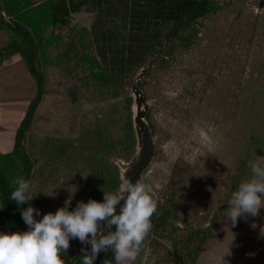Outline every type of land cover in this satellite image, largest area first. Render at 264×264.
<instances>
[{"label": "rangeland", "instance_id": "rangeland-1", "mask_svg": "<svg viewBox=\"0 0 264 264\" xmlns=\"http://www.w3.org/2000/svg\"><path fill=\"white\" fill-rule=\"evenodd\" d=\"M127 22L122 9L85 4L64 24L29 31L37 45L50 33L58 39L43 51L25 44L20 64L0 69L3 174L32 182L37 219L69 200L70 210L102 201L142 166L134 117L143 112L152 152L135 181L153 185L158 208L142 251L125 264H264V208L234 226L223 216L251 176L249 160L264 158V0H207L202 14L177 26L151 24L140 32L150 34L142 59L109 67L99 49L106 38L126 41ZM10 44L5 50L15 51ZM82 53L102 63L99 78ZM30 67L43 73L41 95L17 157L16 128L37 95ZM78 243L70 241V264H82Z\"/></svg>", "mask_w": 264, "mask_h": 264}, {"label": "clouds", "instance_id": "clouds-1", "mask_svg": "<svg viewBox=\"0 0 264 264\" xmlns=\"http://www.w3.org/2000/svg\"><path fill=\"white\" fill-rule=\"evenodd\" d=\"M248 167L250 178L242 181L226 201L223 216L233 226L242 216L256 217L264 208V158L254 157ZM9 187L13 189L11 200L20 206L28 204L21 212L28 229L0 232V264H67L73 239L91 245L90 250L82 249V264H95L98 256L109 250L115 264L134 262L152 231V217L158 208L153 185L140 179L125 180L117 193L104 191L102 201H80L70 210L69 200L37 219L40 210L30 203L36 196L32 182L21 176L10 180ZM104 264H110L109 260ZM222 264L227 262L223 259Z\"/></svg>", "mask_w": 264, "mask_h": 264}, {"label": "trees", "instance_id": "trees-1", "mask_svg": "<svg viewBox=\"0 0 264 264\" xmlns=\"http://www.w3.org/2000/svg\"><path fill=\"white\" fill-rule=\"evenodd\" d=\"M0 1L5 8H0V25L6 30L11 31L10 39L7 44L11 42L14 47L13 50H15L14 52L20 53L21 58H23L21 47H24L25 44L29 46L28 49L31 51H34L36 48H40V51H43L49 42H56L58 39L55 35L50 33L46 39L42 40L40 44L37 45L34 38L30 36L29 31L34 32L35 36L37 33H43L48 25L57 26L64 24L71 12L78 10L85 4H91L95 7L98 5L101 10H108L112 7H116L119 10L122 9V11L128 15L126 41H121V44H113L111 40L109 41L108 38H106L104 41L102 40L103 46L99 49L100 59L106 63L108 62L110 64L109 67L114 66L113 64L116 62L118 63L117 65L128 67L138 63L142 59L143 51L150 39V34H140L143 29H147L151 24L173 23L177 26L188 17L202 14L207 3V0H41L36 4L31 3L30 0ZM111 1L116 4L111 5ZM81 31L82 33L87 32L86 28H82ZM135 31H138L137 34H134ZM146 32L148 33V31ZM154 35L157 39L158 33L155 32ZM6 48L7 46H5V49ZM78 59L87 62L90 71L98 68L92 73V76L99 78V72L103 67L98 58L82 53L78 56ZM30 71L38 87L37 95L16 128V143L14 145V150L16 152L12 155L15 154L17 157L21 153V150L18 149L17 138L21 136V132L28 128L33 114V108L41 95L43 73L40 70H34L33 67L32 69L30 67ZM140 100L141 98H138V101ZM143 115V112L140 111L136 114L139 118L143 117ZM137 124L142 140L139 163L143 166L149 160L152 151L148 147V138L146 135L142 134L144 131L141 128V121L139 119ZM116 186L117 178L115 177L114 187ZM12 190L13 189L9 187L8 179L5 177L0 167V225H7L11 228L26 231L28 225L21 218V212L27 205L20 206L15 201L11 200L10 195ZM84 248L90 250L91 245L78 243L79 253L75 262L82 260V249ZM66 259L67 264H70L68 258ZM105 260H109L110 264H115L114 254L110 250L103 255L100 264H104Z\"/></svg>", "mask_w": 264, "mask_h": 264}, {"label": "crops", "instance_id": "crops-1", "mask_svg": "<svg viewBox=\"0 0 264 264\" xmlns=\"http://www.w3.org/2000/svg\"><path fill=\"white\" fill-rule=\"evenodd\" d=\"M0 32H3L0 36V69L7 66L8 64H10V65L20 64L22 59H21V56L19 53L14 52V51L5 50V46L8 42V40L10 39L11 34H8L7 33L8 30H6L2 25H0ZM3 78H4V76L3 77L1 76V70H0V83L3 80ZM29 79H30V82H29L30 86H32L33 82H34L33 78L31 77ZM1 133L3 134L6 132H1Z\"/></svg>", "mask_w": 264, "mask_h": 264}, {"label": "water", "instance_id": "water-1", "mask_svg": "<svg viewBox=\"0 0 264 264\" xmlns=\"http://www.w3.org/2000/svg\"><path fill=\"white\" fill-rule=\"evenodd\" d=\"M143 71H145V70H143ZM142 101H144L143 100V98L141 99ZM137 103V109H139V101H136ZM138 119H139V117H137V116H135L134 117V120H135V122H136V125H135V131H136V135H137V137H138V144L140 145V143H141V140H140V136H139V126H138V124H137V121H138ZM106 252H102L99 256H98V258L96 259V261H95V264H100V260H101V258L103 257V255L105 254Z\"/></svg>", "mask_w": 264, "mask_h": 264}, {"label": "flooded vegetation", "instance_id": "flooded-vegetation-1", "mask_svg": "<svg viewBox=\"0 0 264 264\" xmlns=\"http://www.w3.org/2000/svg\"><path fill=\"white\" fill-rule=\"evenodd\" d=\"M136 132V131H135ZM139 136H140V131H139ZM140 140H141V136H140ZM141 145H142V140H141V143H140ZM142 168V166H139L137 169H136V171H135V173L128 179V180H132V181H135V179L137 178V175H138V173L137 172H140V169ZM103 262V261H102Z\"/></svg>", "mask_w": 264, "mask_h": 264}]
</instances>
